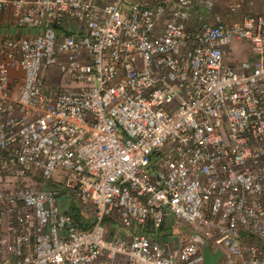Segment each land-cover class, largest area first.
I'll list each match as a JSON object with an SVG mask.
<instances>
[{
    "label": "built area",
    "instance_id": "obj_1",
    "mask_svg": "<svg viewBox=\"0 0 264 264\" xmlns=\"http://www.w3.org/2000/svg\"><path fill=\"white\" fill-rule=\"evenodd\" d=\"M0 184V264H264V0H0Z\"/></svg>",
    "mask_w": 264,
    "mask_h": 264
},
{
    "label": "rangeland",
    "instance_id": "obj_2",
    "mask_svg": "<svg viewBox=\"0 0 264 264\" xmlns=\"http://www.w3.org/2000/svg\"><path fill=\"white\" fill-rule=\"evenodd\" d=\"M220 4H222V1H220ZM222 11V7H220L219 6V4L216 6V9H215V12L217 13V14H219V16H221V18H219V19H221V20H223L224 19V15L223 14H221L220 15V12ZM246 45V47H247V44L246 43H244V42H242V41H233L230 45H229V47H228V49H229V54H230V58H231V61H234V62H236V61H241V60H247V61H250L251 60V56H252V54L250 53L249 54V47H247L248 48V51L246 50V48L244 47ZM232 47H235V49L236 50H232L231 48ZM244 47V48H243ZM251 55V56H250ZM53 72L54 71H52L50 74H49V76H48V78L47 79H54V77H55V72H54V74H53ZM54 75V76H53ZM1 185L2 184H0V187H1ZM174 228H176V230H177V232L178 233H183V234H187V230L185 229V227L184 226H182L181 224H176L175 225V227ZM219 261V260H218ZM116 264H122V261H121V259H116Z\"/></svg>",
    "mask_w": 264,
    "mask_h": 264
},
{
    "label": "water",
    "instance_id": "obj_3",
    "mask_svg": "<svg viewBox=\"0 0 264 264\" xmlns=\"http://www.w3.org/2000/svg\"><path fill=\"white\" fill-rule=\"evenodd\" d=\"M202 256L201 264H218V260L220 258L219 251H211L208 247L207 243L201 239L200 237H194Z\"/></svg>",
    "mask_w": 264,
    "mask_h": 264
},
{
    "label": "crops",
    "instance_id": "obj_4",
    "mask_svg": "<svg viewBox=\"0 0 264 264\" xmlns=\"http://www.w3.org/2000/svg\"><path fill=\"white\" fill-rule=\"evenodd\" d=\"M221 14H222V12H220V15H221ZM213 15H214V17H217L218 19L221 18V16H219V14H217L215 11H213ZM7 32L10 33V35L13 34L14 36H19V35L23 34L25 31H20V32H18V31H15V30L8 29ZM244 47H245L246 50L248 51V48H247L248 45H247V47H246V45H245ZM244 47H243V48H244ZM231 49H232V50H236L235 47H232ZM250 53H251V52L249 51V54H250ZM250 56H251V55H250ZM251 57H252V56H251ZM251 59H252V58H251ZM174 232H177L176 228H174Z\"/></svg>",
    "mask_w": 264,
    "mask_h": 264
},
{
    "label": "trees",
    "instance_id": "obj_5",
    "mask_svg": "<svg viewBox=\"0 0 264 264\" xmlns=\"http://www.w3.org/2000/svg\"><path fill=\"white\" fill-rule=\"evenodd\" d=\"M76 213H77V212H76ZM76 213H75V214H76Z\"/></svg>",
    "mask_w": 264,
    "mask_h": 264
}]
</instances>
